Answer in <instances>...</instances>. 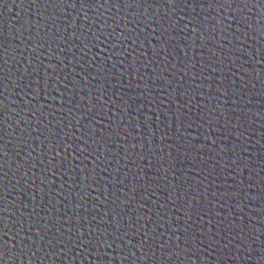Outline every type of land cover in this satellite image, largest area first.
I'll return each instance as SVG.
<instances>
[{"label":"water","instance_id":"water-1","mask_svg":"<svg viewBox=\"0 0 264 264\" xmlns=\"http://www.w3.org/2000/svg\"><path fill=\"white\" fill-rule=\"evenodd\" d=\"M9 256L264 264V0H0Z\"/></svg>","mask_w":264,"mask_h":264},{"label":"clouds","instance_id":"clouds-1","mask_svg":"<svg viewBox=\"0 0 264 264\" xmlns=\"http://www.w3.org/2000/svg\"><path fill=\"white\" fill-rule=\"evenodd\" d=\"M7 247V246H6ZM11 260V257L9 256L7 259H5L4 264H9V261Z\"/></svg>","mask_w":264,"mask_h":264}]
</instances>
